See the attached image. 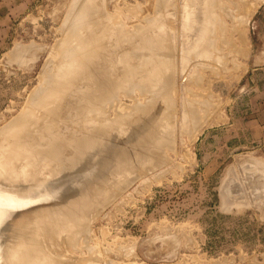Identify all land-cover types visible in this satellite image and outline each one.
Here are the masks:
<instances>
[{
    "label": "rangeland",
    "instance_id": "374dc122",
    "mask_svg": "<svg viewBox=\"0 0 264 264\" xmlns=\"http://www.w3.org/2000/svg\"><path fill=\"white\" fill-rule=\"evenodd\" d=\"M71 1L0 0V144H3V129L24 115L30 94L40 82L49 50L62 38L61 26ZM100 1H103L100 12L108 17L98 18L103 26L97 28L104 31V26L110 25L109 35L115 34L120 27L140 37L146 31L150 34L157 30L149 22L157 14L158 0ZM189 1L192 0H179L183 7L181 12H185L186 4L192 3ZM244 1L250 5L251 0ZM244 1L237 0L238 7L243 9L245 4L246 9H253L247 8ZM191 5L187 10L196 6ZM171 6L163 10L159 21L169 14H178ZM231 6L235 5L231 3ZM257 6L254 13L250 11L253 14L249 12L251 19L245 28L246 36L243 35L246 47L251 49L248 47L247 55H236L243 65L233 68L229 64V69L220 74L201 68L204 87L199 83H187L190 88L201 91L196 94L192 89L195 97L201 95L198 98L202 101L205 97L213 101L210 105L213 112L207 116L210 117L207 121L212 123L206 121L208 124L195 136L194 131L190 133L193 129L185 130V134L184 131L165 134L167 141L174 139L177 143L174 149L142 140L147 131L141 126L147 121L148 112L141 113L137 107L139 103H148L151 97L148 99L137 87L128 95L120 94L121 103H125L117 110L125 122L121 129L108 124L102 135L96 126L77 130L74 137H68L59 128L58 135L65 141L55 140L56 147L52 146L51 150L45 142L46 147L44 149L43 145L42 149L49 156L38 159L36 154L43 142L48 141L44 138L52 128H43L48 123L43 120L48 119L47 115L44 111H36L37 116L30 120L32 130L22 133L19 142L31 145L28 153L38 152L30 156L26 170H22V162L17 161L16 171L20 174L12 183L7 177L12 173L10 167L0 166L2 185H23L24 190L20 193L22 201L10 207L2 205L5 206L2 209L9 211L0 217L3 249L6 251L7 245L15 242L25 245L52 240L48 229L44 235H33V231L30 235L28 230L32 226L35 229L41 217V225L45 222L44 225L54 227L56 224L50 220L54 217L69 222L86 220L83 222L88 228L73 246L67 241L49 246L61 264L67 258L75 260V264H100V261L102 264H264V0ZM178 15L172 22L167 18L169 27H180L182 15ZM228 23L229 33H232V20L228 19ZM185 26L180 41L187 43L196 34L191 35V32L189 37L192 30L186 28L191 23ZM242 34H233V41L239 47L245 46L240 40ZM130 38L125 33V39ZM20 42L46 46L44 50L32 49L26 53L29 57L25 63L14 58L15 62L10 53ZM170 44L168 41L167 46ZM36 55V59L30 58ZM189 93L187 96H194ZM157 102L155 106L153 103L155 108L150 110L152 113L149 111L150 115L156 112L159 116L161 110L164 112L167 103ZM110 109L112 118L115 110ZM139 116L143 122L132 126L131 122ZM139 129L145 132L140 130L141 134ZM2 150L0 147V153ZM146 150L155 159V167L140 166V157ZM160 153L168 155V160L160 158ZM46 157L49 163L41 165ZM64 235L56 240L63 241ZM5 251L0 264H10L6 262L10 257L20 260L21 252Z\"/></svg>",
    "mask_w": 264,
    "mask_h": 264
},
{
    "label": "bare ground",
    "instance_id": "6f19581e",
    "mask_svg": "<svg viewBox=\"0 0 264 264\" xmlns=\"http://www.w3.org/2000/svg\"><path fill=\"white\" fill-rule=\"evenodd\" d=\"M202 1H204L203 5L200 4ZM260 1L262 0H251L249 2L250 5H248L247 1H244V3H247V8H249V6L253 7V9L250 8L251 10H248L244 7L245 4L243 5V9L238 7L239 3L237 0H192L189 1V3L192 2L191 4H196L194 9L190 11L187 10L193 5L186 4L185 12H181L183 11V7L181 8L179 0H158L156 8L157 14L155 17L150 18L151 21L149 22V24L153 23L157 30H153L150 34H147L146 31L140 37L138 33L135 35L131 30L124 31L122 27L119 29L117 28L115 34L109 35L108 31L111 26L108 24L104 26V31L98 29L97 27L99 25L103 26L101 25V19L98 18L107 16L105 12H100V8L103 7V1L72 0L61 26L62 38L54 42L55 44L52 45L49 50L48 58L45 61L40 75V82L30 94L29 101L23 110L24 115L15 118L16 120L13 123L8 124L3 129V144H0L1 149L3 148L0 153V166L6 164L12 170V173L7 175L11 183L14 182L20 174L18 173L19 170L16 171L17 161H19L20 164L22 162L21 168L24 167L22 170H26L28 163L31 162L30 156L38 152L34 150L35 152L32 151L28 153L27 150H31V145L25 146L23 144L24 142H19V140L21 139L22 133L32 130L30 120H32L33 116H37L39 110L42 112L44 111L45 113L43 112V114H46L48 118H43V120H47L48 122L43 128H52V132L48 133L46 138H44V140L48 141H44V144L39 148V154H36L37 159L45 155L49 156L48 152L44 151L46 147L45 142L47 145H50L49 148L51 150L56 147L55 140L58 139L60 142L62 140L65 141L58 135L60 130L63 131L62 133L65 132L68 137H74L77 130L84 131V128L98 126L97 129L101 135L103 134L102 130L106 129L104 126L108 124L114 125L117 129H121L125 122L122 116H119L117 110L118 107H123L125 103H121L120 94L124 93V95H128L134 92L136 87L142 89V94L147 96L148 99L151 97L148 103H139L140 106L137 107L141 109V113L148 112V116L142 114V116L145 115V117H147V121H144L145 123L141 126L142 128L144 126V129L147 131L145 136L141 137L142 140L146 141L145 143H161L166 147L174 149L177 143L174 142V139L167 141L165 134H175L178 131H181V133L184 131L183 134H185V132H187L185 130L187 129H193L189 131L190 133L194 131V134L192 133L194 136L198 134L205 125L211 122L209 120V122L207 121V119H210V117L207 116H211L213 112L210 111V105L213 101L208 100V97L206 98L203 92L202 96H204L207 101L204 98L203 101L198 98L201 95L195 97L197 92L199 93L201 91L190 88L187 86V83H199L198 85L200 87H204L202 81L205 76L201 68H209L213 73L220 74L222 70L229 69V64H232L233 68L241 66L240 64L242 63L238 60L236 55H247L249 52L248 47L251 49L250 46L246 47L245 41L247 40L243 41V35L246 36L244 34L245 28L247 27L249 19H251L249 18V12L252 11L254 13L253 10H257V7H259L257 5ZM231 3L235 6L232 7ZM187 5H189V7ZM169 6L175 7V11L183 16L180 17L182 18L180 21L182 24H180L179 28L174 25L169 27L168 19H172V22L174 17L178 15L174 10V15L176 13L175 16L169 14L165 19L159 21L164 15L163 10ZM244 8L246 9L245 12ZM228 19L232 20V33H229ZM188 23H191V26L186 29L192 30L188 34L190 35L191 32H193L191 35L195 33L196 36L193 37L192 41L189 40L190 42L187 41V43H184L183 40L180 41V37L183 36L181 35L183 28H185V25ZM155 24H158V26ZM159 26H162V28L158 29ZM236 32L240 34L243 33L241 38L238 37L243 41L245 46L242 45L239 47L237 42L235 43L233 41V34ZM125 33L131 36L128 41L125 39ZM191 35L189 37H191ZM138 36L139 39H137ZM168 41L171 43L170 46H167ZM200 42L202 45L201 47ZM180 43L182 45H180ZM16 45L17 46L14 47L16 49H12V52L10 51V56L13 57V60L14 58L20 60L18 62L21 63L28 59L27 57H29V54L27 55L26 53L30 50L31 52L32 49H39L40 51L46 46L45 44L41 45L34 42L30 44H23L20 42ZM37 56L38 55L30 58L34 60ZM11 57L9 58L11 59ZM14 61L16 62L17 60ZM238 61H240V63ZM19 64L20 63H18V66ZM139 68H142L143 71L138 72ZM179 80L181 81L179 82ZM197 84L196 86H198ZM192 89L195 92L197 91L196 94L194 91V93L192 92ZM209 91L208 93L210 96L212 90ZM187 92H190L189 95L193 93L194 96H187ZM211 96L209 97L210 99ZM158 100H163V102L167 103L165 104L164 112L161 110L159 116L155 115L156 112L150 115L152 113L150 110H154L155 108H153V103L155 106V102L158 103ZM134 106L135 105L130 108ZM161 107L163 109V106ZM110 108L115 110V116L112 118L109 113L111 110ZM135 110H131L130 112H134ZM155 111L159 110L156 109ZM212 118L214 119V117ZM143 120H141V116H139L136 120L131 122V124L133 126L135 123V125L139 126L138 124L141 123L140 121L143 122ZM206 121L208 122L207 124ZM137 122L138 124H136ZM134 130L136 132V129ZM140 130L141 129H139V132L141 134V131L145 132V130ZM194 136L193 139L196 138ZM138 138L139 141H141L140 137ZM182 139H184V137ZM50 142L53 144L51 145ZM43 145H45L44 149H42ZM142 155L143 156L140 157L141 159L139 158L141 167L147 169L149 165L152 167L157 165L155 159L148 154L147 150ZM159 157L168 160V155L166 154L160 153ZM42 162H44V164L41 165H47L49 163L47 157L44 158ZM12 163H14V165ZM256 168L257 167L254 169L256 170ZM135 173L133 176H135ZM12 185L3 186L0 182V217H4L3 214H8L9 212L7 209H2L5 207L2 205L10 207L15 205L16 202L23 200L20 195V193L24 191L22 190L23 185ZM1 190H4V193H2ZM235 198H237V196ZM40 219H37L38 222L36 221L38 223L36 228L32 229V226L31 229L28 230V233L32 235L33 231V235H44V233L47 232L46 229H48L49 232L47 233L51 232L49 236L52 240L45 239L43 244L31 242L26 243L27 245H23V243L19 245L15 242L12 245L8 244L6 251L3 249V244H0V260L4 251L17 250L18 253L21 252L20 260H17V262L14 257H10L6 259L7 263L61 264L60 262L62 261H58L56 258L57 254H54V250L52 251L49 246L53 243L54 245L59 243L62 244L65 241L73 246L75 241L80 239L79 236L86 234L88 231L87 226H85L83 222L86 220L81 222H69L67 219L57 220L51 217V222L56 224V226L51 227L50 225L47 226V224L44 225L45 222L41 225L40 223L42 221L40 222ZM29 226H31V224ZM62 235L65 236L63 241H57L56 237L59 238ZM132 245L130 244L131 248L134 247V245ZM44 247L47 249L44 250ZM131 248H129V250ZM90 256L94 257L92 255ZM67 259L64 264H75V260L69 259V261H67ZM91 259L93 260L95 258ZM97 259L96 257V260ZM86 261L88 262V259ZM86 261L85 263H87ZM102 263L103 262L100 261V264Z\"/></svg>",
    "mask_w": 264,
    "mask_h": 264
}]
</instances>
